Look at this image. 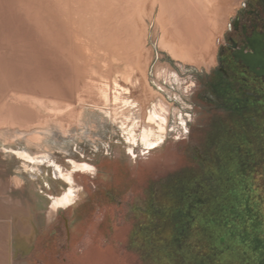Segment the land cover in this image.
<instances>
[{
    "label": "rangeland",
    "instance_id": "obj_1",
    "mask_svg": "<svg viewBox=\"0 0 264 264\" xmlns=\"http://www.w3.org/2000/svg\"><path fill=\"white\" fill-rule=\"evenodd\" d=\"M241 1L0 0V264H264V166L197 156V85ZM115 77L144 106L151 88L172 105L156 149L103 113L98 85ZM17 214L29 218L26 250Z\"/></svg>",
    "mask_w": 264,
    "mask_h": 264
},
{
    "label": "flooded vegetation",
    "instance_id": "obj_2",
    "mask_svg": "<svg viewBox=\"0 0 264 264\" xmlns=\"http://www.w3.org/2000/svg\"><path fill=\"white\" fill-rule=\"evenodd\" d=\"M197 87L202 145L198 158L207 161L230 155L239 161L241 169L250 170L255 162L264 166V0L241 1L221 42L215 66ZM171 111L172 105L165 113L166 129L156 144L148 146L139 137L133 145L142 144L148 152L159 147L168 133ZM175 116L183 126L190 122L177 112ZM143 128L138 130L139 135ZM256 175L264 177V168ZM69 194L65 191L54 198L51 210L55 205L57 208L49 211L50 218L73 204L66 200Z\"/></svg>",
    "mask_w": 264,
    "mask_h": 264
},
{
    "label": "bare ground",
    "instance_id": "obj_3",
    "mask_svg": "<svg viewBox=\"0 0 264 264\" xmlns=\"http://www.w3.org/2000/svg\"><path fill=\"white\" fill-rule=\"evenodd\" d=\"M163 45V44H162ZM166 45V43H165ZM167 48V47H166ZM170 48V46L168 47ZM172 49V48H171ZM151 50V49H150ZM170 51V49H169ZM173 51V50H172ZM175 51V50H174ZM176 53L177 52H171ZM149 54V53H148ZM146 55V54H145ZM151 55V54H150ZM175 55V54H174ZM173 56V54H172ZM180 57V56H179ZM178 58V57H176ZM207 61V60H206ZM209 61V60H208ZM140 62V61H139ZM205 62V60H204ZM145 64V63H144ZM159 66V65H158ZM158 66H156V71L158 72ZM167 67L166 66L163 70H160L158 72V75L162 77V75L167 74ZM162 68V67H161ZM127 69V68H126ZM146 69V68H145ZM128 70V69H127ZM125 71V70H124ZM129 72V71H128ZM99 73V72H98ZM132 73V72H131ZM130 74V72H129ZM145 74V73H143ZM157 74V73H156ZM106 76V75H105ZM126 76V75H125ZM135 76V75H134ZM94 77V76H93ZM107 77V76H106ZM133 77V76H132ZM137 77V76H136ZM143 77V76H142ZM146 77V75H145ZM144 79L146 80V78ZM165 77V76H164ZM167 77V75H166ZM138 78V77H137ZM132 80L133 85L139 84L138 80ZM134 79V78H132ZM159 79V78H158ZM121 80V79H120ZM119 79L114 78V81L111 83H108V81H104L105 83H100V98H101V104H102V110L106 117L110 118V120L117 126V124H120V126L125 130L127 133V138L134 144L138 143V138L140 137L141 140L147 144L148 146L154 145L157 143L158 140L161 139L162 133L166 129V122L167 117L165 115L166 112L169 111L171 104L166 100V98L163 96V93L161 94L159 91H154L153 88H151V92H148L149 95H145L147 98V105L144 106L139 100L133 98V91L132 88L129 85H125L122 82H120ZM138 80V81H137ZM147 81V80H146ZM99 82V81H98ZM97 82V83H98ZM102 82V81H101ZM128 82V81H127ZM126 82V83H127ZM125 83V81H124ZM159 88H162L163 90H166L167 87L164 86L160 81H156ZM130 84V83H129ZM141 85V84H140ZM148 85V84H147ZM157 86V87H158ZM149 87V85H148ZM92 88V87H91ZM139 88V87H138ZM96 91V90H95ZM168 91V90H167ZM56 98V97H54ZM145 98V97H144ZM157 99V100H156ZM95 100V99H94ZM100 100V99H99ZM98 100V101H99ZM150 100H154V104H150ZM55 101V99H54ZM60 102V100H59ZM94 102V101H93ZM97 102V101H96ZM97 104V103H95ZM92 107V106H91ZM75 109V108H74ZM73 110V109H72ZM76 111V109L74 110ZM77 113V112H76ZM73 114V113H72ZM75 116V114H74ZM82 116V115H81ZM72 120V117H70ZM107 118V119H108ZM62 120V119H60ZM59 120V121H60ZM76 120V119H75ZM144 127V128H143ZM140 128H143L142 135H139L138 130ZM105 129V128H104ZM20 157H23L24 159L40 164H44L46 162L44 156H33L29 152L26 151H17ZM27 161V162H28ZM73 169L75 170H92L94 169L93 166L87 162H76L73 161ZM74 191L71 190L69 196H67L66 200H70L71 197H74ZM4 200V199H3ZM6 201V199H5ZM17 201V200H16ZM15 201V202H16ZM60 202V199H59ZM7 203V202H6ZM61 204V203H60ZM14 205V204H13ZM18 206V205H17ZM27 206V205H26ZM29 206V205H28ZM54 208H57L55 205L51 212L54 211ZM10 212V210H9ZM12 212V211H11ZM18 215V214H17ZM16 222H19L21 225V229H18V234L16 237L15 243L17 246H20L23 249H27V247L31 243L32 239V230L27 231L26 229L29 224V218L24 215H18L16 217ZM9 221V220H6ZM12 221V220H11ZM15 221V220H14ZM5 222V221H4ZM6 223V227L4 224ZM2 225L5 227L4 229L8 233L9 231V224L5 222ZM1 224V222H0ZM2 226H0L1 228ZM14 228V227H13ZM16 229V228H15ZM11 230V229H10ZM4 231V230H3ZM5 232V231H4ZM3 232V233H4ZM16 232V231H15ZM2 233V232H1ZM12 233V232H11ZM5 234V233H4ZM1 235V234H0ZM15 238V237H14ZM8 239V237H7ZM4 240V239H3ZM14 242V241H13ZM3 243V242H2ZM8 244V243H7ZM4 246V245H3ZM2 246V247H3ZM1 247V246H0ZM9 247V246H8ZM5 248V247H4ZM1 249V248H0ZM3 249V248H2ZM1 251V250H0ZM4 251V250H3ZM6 252V251H5ZM2 253V252H1ZM5 254V253H4ZM8 254V253H7ZM3 255V254H2ZM7 256V255H6ZM5 257V256H4ZM3 258V257H2ZM1 258V261H3ZM8 258V257H7ZM10 259V258H9ZM6 261V260H5Z\"/></svg>",
    "mask_w": 264,
    "mask_h": 264
},
{
    "label": "trees",
    "instance_id": "obj_4",
    "mask_svg": "<svg viewBox=\"0 0 264 264\" xmlns=\"http://www.w3.org/2000/svg\"><path fill=\"white\" fill-rule=\"evenodd\" d=\"M244 171H246V170L244 169ZM190 207H191V205H190Z\"/></svg>",
    "mask_w": 264,
    "mask_h": 264
}]
</instances>
